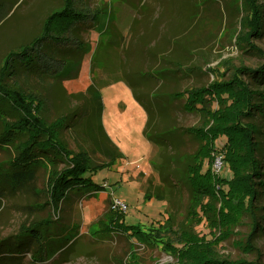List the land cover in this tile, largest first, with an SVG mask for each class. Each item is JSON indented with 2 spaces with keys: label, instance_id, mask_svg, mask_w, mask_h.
Returning <instances> with one entry per match:
<instances>
[{
  "label": "trees",
  "instance_id": "obj_1",
  "mask_svg": "<svg viewBox=\"0 0 264 264\" xmlns=\"http://www.w3.org/2000/svg\"><path fill=\"white\" fill-rule=\"evenodd\" d=\"M236 2L242 16L239 27L232 34L235 44L245 51H256L264 59V49L253 41L264 33V4L259 0ZM105 12L111 16L99 32V41L94 44L95 54L91 55L90 63L93 79L86 87L83 99L77 97L80 102L77 99L76 102L69 100L65 109L59 108L58 112L55 103L59 94L57 97L51 94L53 87H49V82L59 83L60 93L63 90L62 82L75 80L89 41H85L82 31L86 28L96 29ZM149 12L150 18L147 20L143 4L138 15L133 14L124 3H119V10L112 14L107 9L84 7L79 0H62V4L46 16L40 30L30 40L3 58L0 66V148L10 149L12 156L3 168V163L0 164V208L4 200L14 193L22 190L40 193L36 184L37 173L41 168L48 169L43 192L54 212L59 210L61 203L76 195L85 196L104 190L105 185L97 183L93 174L113 165L119 158L120 150L103 124L101 90L123 82L146 111L143 134L158 151L151 161L158 172L159 181L149 176L146 182H142V189L149 199L169 200L168 195H175V183L170 178L173 176L175 181L188 188L194 198L190 210L192 208L197 213L200 196L213 195L211 184L199 178L205 176L210 179L201 171L206 163L205 157L210 155L206 154V148L208 137L213 136L209 134L212 118L217 114L215 122L220 126L217 134L226 136V144H230L236 136L240 138L237 142L244 147L245 155L248 156L246 165L240 172L233 171L230 178L221 177L219 180L222 184L218 188L224 190L222 185L226 182L230 183L228 191L238 185L234 193L247 195L243 214L249 215L252 220L253 230L248 238L252 250V237L264 230V221L258 220L260 207L257 205L264 188V153L258 137L262 129L252 121L255 114L264 118V91L257 89L264 85V60L251 67L231 65L228 59H223L217 67H206V71L216 77L213 81L181 89L178 81L188 77L187 70L194 71L197 68V65L188 67L182 61V58L186 60L187 57L181 54L187 52V46L194 43V38L186 36L179 40L170 35L162 42L157 41L154 46L142 47L143 39L137 31L147 21H152V30L175 29L163 23L156 11ZM182 15L179 17L183 18ZM106 34H109L106 41H101ZM133 42L135 46H132ZM130 48L137 53L139 50L138 56L133 59ZM177 52H180V57ZM220 64L226 69H233L230 76L220 71ZM76 65L78 71L73 75L72 67ZM23 79H35L41 89L31 88ZM181 99H184L186 111L197 112L202 116V124L187 127L177 124L175 112L178 108L175 105ZM94 120L97 124L93 123ZM67 128H73L77 134L88 137L107 161L96 162L87 146L80 145L78 151L70 149L63 137ZM228 128H232V134L227 133ZM179 133H187L197 142L193 152H183L185 143L179 138ZM212 140L211 149L214 150L216 142L214 145ZM259 152L263 155L261 159L257 157ZM208 163L209 160L207 166ZM261 219L264 220V217ZM168 220L173 225V217L169 216ZM53 224V219L42 218L22 225L14 239L1 242L0 264H19L22 254L28 251L34 260H43L48 254L53 255L63 248L60 238L64 229L56 228L59 225ZM131 226L138 228L136 225ZM160 228L157 230L161 231ZM189 264L259 263L209 253Z\"/></svg>",
  "mask_w": 264,
  "mask_h": 264
},
{
  "label": "rangeland",
  "instance_id": "obj_2",
  "mask_svg": "<svg viewBox=\"0 0 264 264\" xmlns=\"http://www.w3.org/2000/svg\"><path fill=\"white\" fill-rule=\"evenodd\" d=\"M259 1L264 4V0ZM79 3L87 8L107 9L112 14L119 10V3H124L137 15L143 4L147 20L150 18L149 11H156L163 23L170 29L175 28L169 30L170 33L167 28L152 30V21H147L137 31L143 39L142 47L154 46L157 41L162 42L170 35L179 40L192 36L194 43L187 46V52H181L187 57L186 60L182 58V61L188 67L197 65V68L194 71L187 70L188 77L178 81L181 89L213 81L216 77L206 71V67H217L223 59H228L231 65L251 67L264 60L256 51H245L235 44L232 34L239 27L242 16L237 9L236 0H79ZM61 4L62 0H0V66L3 58L20 44L30 40L40 30L50 11ZM182 14L184 17L180 18ZM110 16V13L105 12L96 29L86 28L82 31L85 41H89L79 72L77 73V65L72 67V74L77 73L75 80L62 82L63 90L60 93L59 83L49 82V87H53L51 94L54 97L59 94L55 103L58 112L65 109L69 100L76 102L78 96L81 99L85 96V89L93 79L90 63L91 55L95 54L94 44L99 41V32L104 29ZM108 35L103 36L101 41L105 42ZM253 41L264 49V33ZM132 46H135V42ZM130 53L133 59L138 56L139 50L137 53L130 48ZM178 54L180 57V52ZM220 65V71L230 76L233 69ZM246 79L250 80L248 77ZM23 80L31 88L41 89L36 85L35 79ZM257 89L263 92L264 85ZM101 95L104 127L120 150L119 158L113 165L93 174V179L104 184L105 188L85 196L76 195L61 203L59 210L54 212L43 192L48 169L46 172L41 168L37 173L36 184L40 193L22 190L5 199L0 208V244L14 239L22 225H29L33 220L51 218L54 226L59 225L56 228L64 229L60 238L63 248L53 255L48 254L43 260H34L30 251L25 252L19 264H189L209 253L264 264V230L252 237V250L248 245L253 225L251 217L243 214L247 195L234 193L238 185L228 191L230 183L226 182L222 185L224 190L218 188L222 184L219 179L230 178L233 171L240 172L245 167L248 156L245 155L244 147L237 142L239 137H234L230 144H226V136L220 137L217 134L220 130L215 122L217 114L209 125V134L213 136L208 137L206 154L210 155L205 157L206 163L201 171L210 179L199 177L202 182L211 184L213 195L200 196L196 213L192 208L190 210L191 202H194L193 196L173 176L170 178L175 183L177 193L168 195L169 200L146 197L142 182H146L149 176L159 181L158 172L151 161L158 154L157 148L143 134L146 111L134 99L126 83L118 82L105 87L101 90ZM175 106L178 108L175 112L177 124L186 127L202 124L203 118L199 113L184 109V99L177 101ZM252 121L262 129L258 137L264 153V118L255 114ZM93 123L97 124V121L94 120ZM226 131L232 134V128ZM63 137L70 149L78 151L80 145L87 146L96 162L107 161L88 137L77 134L73 128L65 129ZM179 138L185 143L183 152H193L197 148V142L187 133H179ZM212 138L216 142L214 150L211 149ZM11 156L10 149L0 148V164L3 163L1 168ZM257 157L261 159L263 155L259 152ZM257 205L260 207L258 220L264 221L261 219L264 217V188ZM169 216L173 217V225L169 224ZM121 218L124 222H121ZM262 225L264 228V222ZM160 226L161 231H158Z\"/></svg>",
  "mask_w": 264,
  "mask_h": 264
},
{
  "label": "crops",
  "instance_id": "obj_3",
  "mask_svg": "<svg viewBox=\"0 0 264 264\" xmlns=\"http://www.w3.org/2000/svg\"><path fill=\"white\" fill-rule=\"evenodd\" d=\"M146 122V121H145ZM152 143V142H151ZM153 144V143H152Z\"/></svg>",
  "mask_w": 264,
  "mask_h": 264
}]
</instances>
